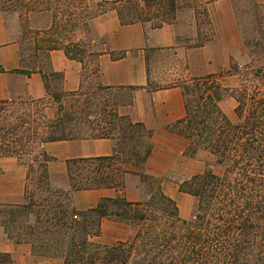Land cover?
<instances>
[{
	"label": "trees",
	"instance_id": "trees-1",
	"mask_svg": "<svg viewBox=\"0 0 264 264\" xmlns=\"http://www.w3.org/2000/svg\"><path fill=\"white\" fill-rule=\"evenodd\" d=\"M141 1L142 4L114 1L111 9L117 11L122 25H131L152 21L144 17L145 9L167 16L179 8L177 0ZM211 1L216 0L207 2ZM24 2L21 0L20 6L26 8ZM253 3L257 5L255 0ZM53 50H64L68 58L85 64L87 51L78 43L59 46L50 40L47 46L36 44L33 55L28 57L22 49L23 67L17 72L30 75L39 69L47 91L45 99L33 102L45 103L51 98L62 103L68 97L77 101L85 98L88 112L62 115L60 107L55 119L48 120L41 129L26 116L16 122L0 117V157H16L21 163L30 160L26 164L24 203H0V231L14 244L30 245L35 256L61 259L62 264H264V71L253 72L249 81H259L260 85L251 87L245 83L233 91L218 82L223 75L181 84L186 116L172 129L188 139V156L208 151L215 158L214 165L223 170L218 174L208 165L202 174L179 184L181 193L197 201L194 216L186 220L176 201L165 194L162 179L142 172L152 152V132L120 115L121 103L100 99L112 88L92 82L95 91L84 92V82L77 92H63L64 76L51 69L49 53ZM89 57L97 63L99 54L89 52ZM28 59L31 61L25 66ZM233 71L232 66L227 73L231 75ZM0 72H4L2 67ZM98 73L96 65L91 75ZM53 82L59 83V93L52 87ZM227 94L237 102V122L220 107ZM7 104L8 101L0 102L4 107ZM4 111L1 108L0 114ZM80 138L112 139L114 153L70 161L67 170L71 190H56L48 172L53 158L43 145ZM37 148L38 154L31 159ZM128 166L137 168L142 185L148 186L143 201L129 202L118 194L101 199L90 210L74 207L73 192L104 188L122 191V177L131 173ZM39 171L42 175L35 186L33 175ZM104 220L133 227L130 239L115 245L94 242L92 239L102 234ZM0 264L16 263L10 254L0 253Z\"/></svg>",
	"mask_w": 264,
	"mask_h": 264
},
{
	"label": "crops",
	"instance_id": "crops-1",
	"mask_svg": "<svg viewBox=\"0 0 264 264\" xmlns=\"http://www.w3.org/2000/svg\"><path fill=\"white\" fill-rule=\"evenodd\" d=\"M256 1L264 5V0ZM10 3V0H0V67L4 69L0 72V102L15 98L45 99L47 91L39 69L30 75L17 72L23 67L22 47L18 34L9 24L7 4ZM206 6L214 35L211 41L200 46L186 47L179 40L175 24H163L160 28L153 27L151 22L122 25L117 11L112 9L93 18L90 22L92 35L85 34L83 38L90 52L99 54L96 81L104 87L130 90L132 93L130 102L119 105V114L128 117L134 124H143L152 132V152L142 172L161 178L163 190L168 192L164 190L165 194L178 202L184 195L179 191L180 179L184 181L202 174L214 161L212 154L201 150L194 158L188 157V139L172 129L186 116L181 84L229 70L233 59L242 53L232 1L216 0ZM49 54L51 69L64 76L62 91H79L86 81V63L68 58L64 50H53ZM116 54L124 56L115 58ZM153 55H164L159 68L153 65ZM228 101L220 102V107L227 105ZM232 112L228 109L225 113L231 116ZM114 148L115 141L105 138L44 144L43 150L53 158L48 163L51 186L70 191L67 170L70 161L109 157L113 155ZM127 169L131 173L122 177V191L104 188L73 192L74 207L80 211L90 210L101 199L115 198L118 194H123L129 202L142 201L144 195L141 178L137 174L139 171L132 166ZM217 169L218 166L213 167L215 173H218ZM27 172V167L16 158L0 157V203H24ZM180 213L182 215L181 209ZM101 228L102 234L98 239L107 245L129 240L134 231L129 225L111 220H104Z\"/></svg>",
	"mask_w": 264,
	"mask_h": 264
},
{
	"label": "rangeland",
	"instance_id": "rangeland-1",
	"mask_svg": "<svg viewBox=\"0 0 264 264\" xmlns=\"http://www.w3.org/2000/svg\"><path fill=\"white\" fill-rule=\"evenodd\" d=\"M10 1L11 3L7 4L9 24L13 31L19 36L24 55L26 57L33 55L34 46L36 44L47 46L50 40L57 42L59 46L76 43L82 45L83 49L87 51V54L84 56L87 68L85 73L86 87L84 88V92H94L96 86L92 82H98L95 77L91 75V72L94 71L97 63L91 61L89 57L90 50L87 44L84 43L83 38L85 34L92 35L90 22L95 18L94 15L97 17L100 15V12L111 9L112 2L121 0H24L26 8L20 6L21 0ZM132 1H139L142 4L141 0ZM177 1L179 2V8L174 13H169L167 16H159L154 10L149 11L145 9L144 17L152 19L150 22L153 27L161 23L175 24L179 40L186 47H196L211 41L214 33L212 20L208 15L206 6L207 3L210 2H207L208 0ZM231 1L240 32L242 53L239 57L233 59L231 67L233 66L235 71H233L231 75L227 73L231 69L230 68L216 76L223 75L218 78V82L223 88L233 91L242 87L245 83H249L251 87L260 85L261 83L256 80L252 82L249 81L251 80L253 72L257 70L264 71V5L258 4L256 0L257 5L253 3V0ZM106 2H108V4H106ZM163 21H166V23ZM119 55L120 54H116V56H114L116 58ZM153 57V65L159 68L160 61L165 59L164 55H153ZM30 61L31 59H28L26 65L29 64ZM52 87L58 89L59 83L53 82ZM56 92L59 93V89L56 90ZM107 94L101 95L100 99H108L111 103L130 102L132 95L130 90L120 89L113 90ZM84 99L85 98L77 101L78 99L68 97L64 98L62 103H55L51 98H48L45 103L39 104L32 100L15 98L8 101L5 107L0 105V109H5V111L0 114V117L6 116L7 119L16 122L26 116L28 120L33 121L35 126L38 124L41 129L47 125L48 120L55 119L60 111V107L63 108L62 115L66 112H88L85 108ZM224 100H229V103L221 109L224 113L227 112L228 109H232V115L228 116L232 121L237 122V116L235 114L237 102L229 94L226 95ZM38 152L39 149L37 148L31 159L33 156L37 155ZM188 157L194 158L191 156ZM16 159L18 160V158ZM29 162L30 160L24 159L25 164H22L27 167L26 164ZM214 164L215 158L209 165L214 167ZM222 171L221 167L217 169L219 174ZM41 175V171L33 175L35 186H37V182L41 178ZM181 181L182 179H180V183ZM141 187L144 195L148 186L142 185ZM54 189L60 190L57 188ZM176 203L182 211L183 216L181 213L180 215L183 219L187 218L186 220H190L194 216L197 206V201L194 197L184 194L183 198H181L179 202L176 201ZM92 240L96 243L104 244L101 243L98 237ZM0 253L10 254L12 261L16 264H62L61 259L35 256L32 253L30 245L14 244L3 231H0Z\"/></svg>",
	"mask_w": 264,
	"mask_h": 264
}]
</instances>
